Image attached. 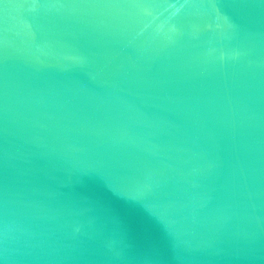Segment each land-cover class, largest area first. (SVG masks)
Instances as JSON below:
<instances>
[{
	"label": "water",
	"instance_id": "water-1",
	"mask_svg": "<svg viewBox=\"0 0 264 264\" xmlns=\"http://www.w3.org/2000/svg\"><path fill=\"white\" fill-rule=\"evenodd\" d=\"M0 264H264V0H0Z\"/></svg>",
	"mask_w": 264,
	"mask_h": 264
}]
</instances>
